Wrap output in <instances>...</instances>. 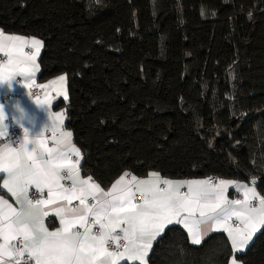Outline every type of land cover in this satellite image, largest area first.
<instances>
[{"label": "trees", "instance_id": "trees-1", "mask_svg": "<svg viewBox=\"0 0 264 264\" xmlns=\"http://www.w3.org/2000/svg\"><path fill=\"white\" fill-rule=\"evenodd\" d=\"M4 25L44 40L41 81L67 75L56 107L103 187L156 170L255 176L264 194V0H0ZM184 235L156 264L230 260L226 234L197 246ZM245 259L264 264V249Z\"/></svg>", "mask_w": 264, "mask_h": 264}, {"label": "snow or ice", "instance_id": "snow-or-ice-1", "mask_svg": "<svg viewBox=\"0 0 264 264\" xmlns=\"http://www.w3.org/2000/svg\"><path fill=\"white\" fill-rule=\"evenodd\" d=\"M44 44L35 35L0 26L5 58L0 59V86L11 88L22 77L24 87L32 89ZM67 83L64 74L36 85L48 90L36 104L50 108L52 92L67 100ZM15 107L20 136L9 131L0 104V140L7 141L0 144V264H156L162 242H173L177 232L193 246L211 232L226 233V264H250L248 252L257 243L264 249V194L257 191L255 176L249 186L232 179H172L156 170L144 176L125 170L105 189L92 175L81 176L83 155L72 143L73 133L62 130L64 113L52 114V124L37 130L19 102ZM49 127L52 147L45 138ZM230 186L242 198L230 199ZM62 240L74 250L61 247Z\"/></svg>", "mask_w": 264, "mask_h": 264}, {"label": "crops", "instance_id": "crops-1", "mask_svg": "<svg viewBox=\"0 0 264 264\" xmlns=\"http://www.w3.org/2000/svg\"><path fill=\"white\" fill-rule=\"evenodd\" d=\"M42 50H43V48H42ZM42 50H41V53H42ZM1 55L2 54H0V56ZM39 59H40V57L38 58L37 63L40 64ZM40 70H41V66H40ZM39 73H40V71L34 77V79L36 81V84L33 85V87H36V85H39V84H47L50 80H53V79L56 78L55 77V78H51V79L46 80V81H41L39 79ZM24 83L25 82H24L22 77H17L13 81V85H12L11 88H8L7 85L0 86V104H3L5 106V111H6V114H7L6 124H8L7 123L8 119H12L14 124H16L14 119H13V115H16V116L19 115V112L17 111V109L15 107L16 103L19 102L20 106L23 107L26 110V112L28 113L29 117L34 120L37 130H40L42 128V126L45 124V122H47L49 125L52 124V114L57 113V112H62L65 115V120H64V124H63V129L62 130L63 131H71L66 125V112H65V110L62 109V108H57L56 107L57 101L60 100V99H63V97H61L60 95L56 94L55 92H52L51 93V95L53 96L52 104H51L50 108L45 110V108H43V107H41V106L36 104L35 99H32L30 97V95H29V90L30 89L25 88L24 87ZM36 88L40 91L41 99H43L45 92L48 91V90L47 89H40L38 87H36ZM67 89H68V84H67ZM13 95H15L17 97H12ZM24 124L26 126H30L28 120H25ZM45 138L48 141V146L49 147L54 146V141L52 140L51 127H49L45 131ZM71 139H72V143L77 148H80L79 145L75 142L74 136H72ZM0 141H2V140H0ZM4 143H7V142H4ZM80 150H81V153H82L83 159H84V153H83L81 148H80ZM83 159L81 160V176L82 177H86V175L84 174L83 169H82ZM206 178H208V177L186 178V179H206ZM239 182L246 183V184H249V186H251V182H244V181H239ZM0 183H2V182H0ZM109 187H104V188L107 189ZM257 191L261 192L258 187H257ZM0 194H2V193H0ZM228 196H229L230 199L231 198H239L238 196H240V198H242V193H238L235 190L234 187L230 186L229 187V191H228ZM48 219H50V218H48ZM48 219L45 220L46 224H48ZM53 223H55L58 226V219L56 221H53ZM49 226L51 227V225H49ZM212 233H223V232L222 231H214V232L209 233V235H211ZM224 234H226V233H224ZM207 237H205V238H207ZM121 264H124V262H121ZM127 264H139V262H131V261H129V262H127Z\"/></svg>", "mask_w": 264, "mask_h": 264}, {"label": "built area", "instance_id": "built-area-1", "mask_svg": "<svg viewBox=\"0 0 264 264\" xmlns=\"http://www.w3.org/2000/svg\"><path fill=\"white\" fill-rule=\"evenodd\" d=\"M0 59H5L2 55L0 56ZM29 92L32 93V95H30V97L32 99H36L37 96L41 97L40 91L36 88L33 87L32 89L29 90ZM12 97H17L15 95H13ZM8 125H10L9 131L14 135V136H20L22 135V130L19 128L18 125L14 124L12 119H8L7 120ZM7 142L6 140H2L0 141V144ZM212 177L214 179V181L218 182L221 178L218 176H209ZM240 198V196H238Z\"/></svg>", "mask_w": 264, "mask_h": 264}, {"label": "clouds", "instance_id": "clouds-1", "mask_svg": "<svg viewBox=\"0 0 264 264\" xmlns=\"http://www.w3.org/2000/svg\"><path fill=\"white\" fill-rule=\"evenodd\" d=\"M59 245L61 247L67 248L68 250H74V248H75V246L73 244H71L69 241H64V240L60 241Z\"/></svg>", "mask_w": 264, "mask_h": 264}, {"label": "water", "instance_id": "water-1", "mask_svg": "<svg viewBox=\"0 0 264 264\" xmlns=\"http://www.w3.org/2000/svg\"><path fill=\"white\" fill-rule=\"evenodd\" d=\"M215 143H216V141H214V142L211 144V147H213Z\"/></svg>", "mask_w": 264, "mask_h": 264}, {"label": "rangeland", "instance_id": "rangeland-1", "mask_svg": "<svg viewBox=\"0 0 264 264\" xmlns=\"http://www.w3.org/2000/svg\"><path fill=\"white\" fill-rule=\"evenodd\" d=\"M64 75V74H63Z\"/></svg>", "mask_w": 264, "mask_h": 264}]
</instances>
